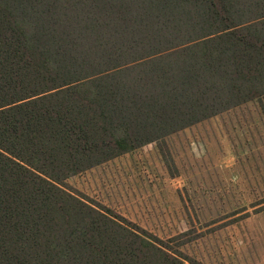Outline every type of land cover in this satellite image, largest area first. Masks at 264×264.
Segmentation results:
<instances>
[{
	"label": "trees",
	"instance_id": "1",
	"mask_svg": "<svg viewBox=\"0 0 264 264\" xmlns=\"http://www.w3.org/2000/svg\"><path fill=\"white\" fill-rule=\"evenodd\" d=\"M251 101L264 0H0V264H204L65 183Z\"/></svg>",
	"mask_w": 264,
	"mask_h": 264
},
{
	"label": "rangeland",
	"instance_id": "2",
	"mask_svg": "<svg viewBox=\"0 0 264 264\" xmlns=\"http://www.w3.org/2000/svg\"><path fill=\"white\" fill-rule=\"evenodd\" d=\"M204 264H264V113L251 101L66 180Z\"/></svg>",
	"mask_w": 264,
	"mask_h": 264
}]
</instances>
